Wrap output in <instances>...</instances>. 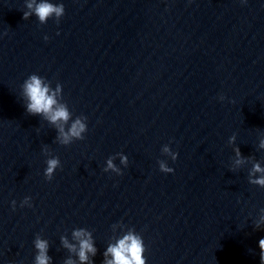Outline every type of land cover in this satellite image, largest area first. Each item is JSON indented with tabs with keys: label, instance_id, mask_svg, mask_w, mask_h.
Masks as SVG:
<instances>
[{
	"label": "clouds",
	"instance_id": "clouds-1",
	"mask_svg": "<svg viewBox=\"0 0 264 264\" xmlns=\"http://www.w3.org/2000/svg\"><path fill=\"white\" fill-rule=\"evenodd\" d=\"M26 7L29 11L23 12V18L28 19L29 16L35 15L41 24L48 21L49 18H55L56 23H59L60 18L64 15L65 9L64 5L55 4L49 2V0H27ZM48 37L45 36V40ZM61 85L57 84L55 90H53L49 84L45 83L44 79L37 74L30 75L23 83V96L26 99V110L32 115H43L51 124L55 125L58 130L57 140L62 145H69L73 140L84 139V133L87 131L85 116L76 117L70 126L68 125L71 119V113L64 104L58 103L56 97L61 92ZM221 100L224 99L223 96L220 97ZM235 137H230L229 142H232ZM260 148H264V139H261ZM47 151V148H45ZM163 152L170 154L172 160L177 159L178 153L172 152L168 146L163 148ZM236 156L238 157L235 161L237 166L242 165L245 160L241 157L239 148L235 149ZM121 163L127 166L128 158L121 155ZM46 169L44 172L45 178L51 180L58 167H61V162L58 157L53 156L46 160ZM160 171L164 173H171L174 171L173 168L169 167L163 161L159 162ZM112 170L116 174H122L121 171L113 163V159L109 158L107 160V167L104 168L105 172ZM256 173H261V175L255 179L252 177ZM249 182L264 188V168H261L259 163H254L249 173ZM30 197H25L21 206L24 205L31 206L29 201ZM15 201L12 202L13 208H15ZM264 211V209H262ZM264 223V216L258 222ZM73 239L78 242L77 244L69 243L68 239L61 237V242L64 248L68 249L69 252L76 253L78 255L80 264H86L89 261V254L95 256L96 248L93 245L91 233L83 228L76 229L72 232ZM34 247L36 249V255L34 259V264H50L51 257L48 255L49 243L45 239H41L39 236L34 240ZM260 248V261L264 264V239L259 241ZM144 245L142 239L132 232L124 235L123 238L119 239L115 244L109 245L107 251L104 253L105 260L104 264H145V259L143 257ZM111 256V259L108 257ZM64 264H76L71 258L64 261Z\"/></svg>",
	"mask_w": 264,
	"mask_h": 264
}]
</instances>
